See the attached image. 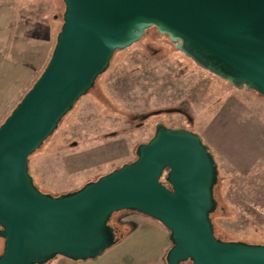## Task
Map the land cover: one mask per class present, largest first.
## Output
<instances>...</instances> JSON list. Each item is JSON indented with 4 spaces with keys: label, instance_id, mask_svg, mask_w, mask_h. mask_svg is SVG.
<instances>
[{
    "label": "water",
    "instance_id": "95a60500",
    "mask_svg": "<svg viewBox=\"0 0 264 264\" xmlns=\"http://www.w3.org/2000/svg\"><path fill=\"white\" fill-rule=\"evenodd\" d=\"M62 1L45 67L0 124V264L95 259L119 241L109 220L122 209L166 228V264H264V243L215 235L217 162L189 129L157 122L133 161L57 195L41 191L28 167L114 52L151 26L203 69L264 97V0Z\"/></svg>",
    "mask_w": 264,
    "mask_h": 264
},
{
    "label": "rangeland",
    "instance_id": "374dc122",
    "mask_svg": "<svg viewBox=\"0 0 264 264\" xmlns=\"http://www.w3.org/2000/svg\"><path fill=\"white\" fill-rule=\"evenodd\" d=\"M30 2L32 10L48 7L46 16L57 21L60 29L62 0ZM50 54L16 93L0 94V124L39 76ZM157 122L198 133L214 156L216 235L264 243V97L203 69L154 26L137 42L114 52L93 87L30 154L29 172L43 192L57 195L78 189L133 161L137 145L151 138ZM139 219L147 224L95 259L56 255L48 264H166L171 246L168 231L149 216ZM2 246L0 238V253Z\"/></svg>",
    "mask_w": 264,
    "mask_h": 264
},
{
    "label": "crops",
    "instance_id": "0c3cea01",
    "mask_svg": "<svg viewBox=\"0 0 264 264\" xmlns=\"http://www.w3.org/2000/svg\"><path fill=\"white\" fill-rule=\"evenodd\" d=\"M30 1L0 3V94L16 93L33 76L59 31L46 16L48 7L32 10Z\"/></svg>",
    "mask_w": 264,
    "mask_h": 264
},
{
    "label": "flooded vegetation",
    "instance_id": "af4514ba",
    "mask_svg": "<svg viewBox=\"0 0 264 264\" xmlns=\"http://www.w3.org/2000/svg\"><path fill=\"white\" fill-rule=\"evenodd\" d=\"M140 216L148 217L147 215L132 209L118 210L112 214L109 220V224L113 227L115 235L119 237L120 240L123 237H126L127 235L132 233L133 231L144 226L142 220L139 219ZM48 262L49 260L44 264H48Z\"/></svg>",
    "mask_w": 264,
    "mask_h": 264
},
{
    "label": "trees",
    "instance_id": "16d2710c",
    "mask_svg": "<svg viewBox=\"0 0 264 264\" xmlns=\"http://www.w3.org/2000/svg\"><path fill=\"white\" fill-rule=\"evenodd\" d=\"M13 109V108H12ZM212 214H213V212L210 214V217H211V220H212ZM214 227V226H213ZM214 233H215V235H216V232H215V229H214ZM217 236V235H216ZM217 237H219V236H217ZM220 238V237H219Z\"/></svg>",
    "mask_w": 264,
    "mask_h": 264
}]
</instances>
